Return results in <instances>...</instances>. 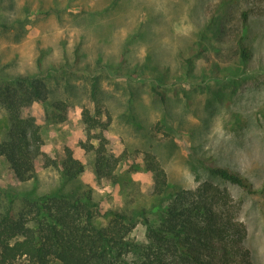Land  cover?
<instances>
[{
  "label": "rangeland",
  "instance_id": "rangeland-1",
  "mask_svg": "<svg viewBox=\"0 0 264 264\" xmlns=\"http://www.w3.org/2000/svg\"><path fill=\"white\" fill-rule=\"evenodd\" d=\"M76 49L87 72L69 77L66 121L46 122L37 104L32 111L42 151L63 159L70 148L83 172L63 184L38 158L35 177L20 184L0 158V186L32 196L89 190L101 213L133 216V234L142 240L143 218L149 225L157 220L153 175L144 163L150 153L175 190L204 181L228 190L240 207L252 264H264V0H0V73L33 75L37 61L43 72L73 65ZM82 106L110 115L104 136L124 156L115 183L97 178L95 154L79 147L97 144L88 140ZM7 127L0 108V140ZM207 158L242 174L262 195L208 177L198 162Z\"/></svg>",
  "mask_w": 264,
  "mask_h": 264
},
{
  "label": "trees",
  "instance_id": "trees-1",
  "mask_svg": "<svg viewBox=\"0 0 264 264\" xmlns=\"http://www.w3.org/2000/svg\"><path fill=\"white\" fill-rule=\"evenodd\" d=\"M236 44L246 59L250 53L241 37ZM77 51L73 65H50L43 72L37 61L38 72L33 75L0 73V108L8 125L0 140V158L17 183L35 177L38 158L42 168L57 171L63 184L83 172L70 148L64 147L63 159L42 151L43 138L32 111L37 104L42 106L46 122L66 121L70 106L64 94L70 95L69 77L87 72L78 65ZM151 91L164 101L158 88L151 87ZM96 92L97 79L93 77L91 100ZM81 108L88 140L97 144L80 142L79 147L95 154L97 178L115 183L124 156L115 155L104 136L110 115L98 106L92 114ZM92 130L98 133L90 134ZM198 162L208 177L262 195L263 189H256L242 174L212 158ZM144 163L153 175L151 194L156 200L157 220L149 225L143 218L142 240L133 234L137 224L133 216L116 210L101 213L89 190L32 196L0 186V264H252L245 244L246 229L237 217L240 207L228 190L207 181L175 190L154 155L145 153Z\"/></svg>",
  "mask_w": 264,
  "mask_h": 264
}]
</instances>
